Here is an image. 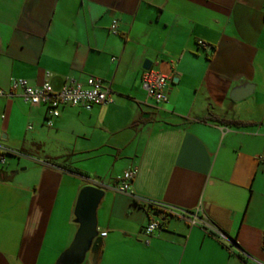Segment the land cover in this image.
<instances>
[{
  "label": "crops",
  "instance_id": "obj_1",
  "mask_svg": "<svg viewBox=\"0 0 264 264\" xmlns=\"http://www.w3.org/2000/svg\"><path fill=\"white\" fill-rule=\"evenodd\" d=\"M48 72L56 90L99 77L112 101L48 125L46 105L0 96V264H56L86 185L105 189L98 264H264V0H0V86Z\"/></svg>",
  "mask_w": 264,
  "mask_h": 264
},
{
  "label": "built area",
  "instance_id": "obj_2",
  "mask_svg": "<svg viewBox=\"0 0 264 264\" xmlns=\"http://www.w3.org/2000/svg\"><path fill=\"white\" fill-rule=\"evenodd\" d=\"M111 29L114 32H118V19L113 21ZM200 43L204 44L203 41H200ZM50 76L51 73L48 72L46 81L41 85H33L25 78H15L12 80L9 89L0 86V96L12 97L17 92H20L24 99L32 105H46L49 114L47 118L48 125L53 124V118L60 116L65 106H78L91 110L97 105L112 101L111 87L99 77L89 76L85 82H68L61 89L56 90L50 81ZM142 81L150 98H153L158 103L168 100L170 77L167 74L154 70H146L142 76ZM2 158L4 161L5 157ZM135 175V168L126 170L121 177L119 185H117V189L121 192H130ZM148 203H153L158 208L161 207L153 201H149ZM183 214L184 218H189L193 224L197 223V219H190V214ZM162 224L163 220H158L154 216L145 225L144 233L150 237L156 229L162 227ZM106 235V231L101 232L102 237Z\"/></svg>",
  "mask_w": 264,
  "mask_h": 264
},
{
  "label": "water",
  "instance_id": "obj_3",
  "mask_svg": "<svg viewBox=\"0 0 264 264\" xmlns=\"http://www.w3.org/2000/svg\"><path fill=\"white\" fill-rule=\"evenodd\" d=\"M145 70L152 69V61L146 59ZM253 86L246 85L233 91L231 97L241 100L252 93ZM105 196V189L97 185L81 188L74 208V221L79 225L71 245L61 254L56 264H82L87 254L91 264H98L103 238L98 228V208ZM154 216L159 213L153 212Z\"/></svg>",
  "mask_w": 264,
  "mask_h": 264
},
{
  "label": "trees",
  "instance_id": "obj_4",
  "mask_svg": "<svg viewBox=\"0 0 264 264\" xmlns=\"http://www.w3.org/2000/svg\"><path fill=\"white\" fill-rule=\"evenodd\" d=\"M52 160H57L58 158H51ZM77 172H80L79 169L75 168ZM146 207V210L148 212H157V213H161L162 210L160 208H158L155 204L153 203H144L143 204Z\"/></svg>",
  "mask_w": 264,
  "mask_h": 264
}]
</instances>
